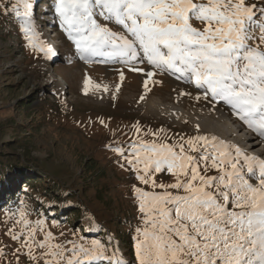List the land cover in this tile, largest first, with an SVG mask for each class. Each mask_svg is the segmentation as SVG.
I'll return each instance as SVG.
<instances>
[{"label": "snow or ice", "instance_id": "1", "mask_svg": "<svg viewBox=\"0 0 264 264\" xmlns=\"http://www.w3.org/2000/svg\"><path fill=\"white\" fill-rule=\"evenodd\" d=\"M3 8L21 20L27 46L46 58L56 55L40 38L33 0H9ZM54 11L80 60L120 58L130 71L146 75L145 93L157 74L176 75L203 89L195 100L229 106L264 144V2L55 0ZM137 60L151 70L137 67ZM84 85L87 94L91 79L86 77ZM94 87L108 91L107 85ZM177 96L192 93L180 90ZM133 128L137 135L142 132L138 124ZM168 131L150 129L144 136L151 140L107 145L120 158L119 167L146 186L131 185L142 222L132 237L137 264H264V156L201 132L199 124L193 135L169 136ZM165 173L170 182L158 179ZM18 215L4 233L16 245L10 253L15 264L22 257L29 264H129L100 241L86 243L75 230L73 239L61 241L46 219L33 221L23 210ZM8 248L0 242V264H13Z\"/></svg>", "mask_w": 264, "mask_h": 264}, {"label": "rangeland", "instance_id": "2", "mask_svg": "<svg viewBox=\"0 0 264 264\" xmlns=\"http://www.w3.org/2000/svg\"><path fill=\"white\" fill-rule=\"evenodd\" d=\"M2 2L0 242L9 245L8 258L13 259L15 264L10 253L16 245L4 233L19 219L18 213L23 210L29 213V219L33 221L46 219V227L58 240L73 239L72 232L75 230L76 235L84 237L86 243L100 241L107 245L109 254L114 249L118 250L117 255L129 264H137L132 237L136 235V228L142 227V222L131 185L146 186L140 185L133 174L119 167L117 160L120 158L107 145H127L138 138L151 140L153 137L144 136V132L161 127L169 129V136L174 133L193 135L196 124L200 125L201 132L210 133L203 128L205 123L210 122L215 124L214 129H221L222 134L227 133L229 129L224 128L221 122L227 124L229 118L222 114L223 110H220L221 113L216 108V105L223 103L213 107L203 99L195 100L203 89H196L194 84L166 73L154 76L152 80L162 83L153 84L150 80L148 87L151 91L145 93L143 83L146 75L130 71L117 57H94L85 63L79 59L74 43L67 38L61 26L54 11L55 0H33V16L40 38L45 43L43 37L49 26L55 33L51 37L58 45V55L46 58L44 53L27 46L20 31L21 20L14 13L4 12L3 6L9 4V0ZM248 2L259 4L264 0ZM40 15L49 21L43 22L44 18ZM194 25L203 27L199 21H194ZM73 60L75 64H72ZM133 63L151 70L150 66L141 64L139 60ZM121 70L125 77L122 82ZM58 75L69 86L67 91L61 89ZM86 77L92 81L87 94L84 92ZM96 83L107 85L108 91L96 89ZM117 84L121 85L118 92ZM180 90L192 93V97H183L187 104L183 108L182 104H178L182 102L177 96ZM141 94H145L144 100H140ZM217 112L221 120H216ZM235 120L234 124L227 125L237 132L243 130L238 135L245 139L244 129L247 127L239 119ZM137 124L142 129L139 135L133 128ZM252 147L249 143L245 150L258 155L264 153L261 152L264 151V144H259L253 152ZM123 162L120 160V163ZM35 177L37 183L46 185L47 189L33 188L17 197V188H23L24 181ZM158 179L170 182L172 178L165 173L158 174ZM16 181L19 184L15 185ZM43 191H49V199L43 196ZM59 194L66 195L70 203L64 206L59 201H52L51 195ZM76 203L80 207L76 208V212H69L72 204ZM65 213L68 215L64 218ZM61 232L65 234L63 237L60 236ZM21 264H29V261L22 257ZM94 264L108 262L98 260Z\"/></svg>", "mask_w": 264, "mask_h": 264}, {"label": "bare ground", "instance_id": "3", "mask_svg": "<svg viewBox=\"0 0 264 264\" xmlns=\"http://www.w3.org/2000/svg\"><path fill=\"white\" fill-rule=\"evenodd\" d=\"M53 49H54V51H55V53H56V55H54V57H56L57 55H58V48H57V46H54V47H52ZM54 58H52V60H53ZM69 64H71V63H69ZM72 64H75V61L73 60L72 61ZM57 81H59V83H62L61 82V80H57ZM36 85V84H35ZM37 86V85H36ZM67 91V90H66ZM175 99V98H174ZM177 99H179V98H177ZM180 99L182 100V102L181 101H179V102H181V103H178V102H176L175 103V105L178 103V104H180V106H181V104L183 105V106H181L182 108L183 107H186L187 106V104H186V99L185 98H183V97H180ZM174 105V106H175ZM221 105V104H220ZM177 106V105H176ZM223 106H225L224 104H222L221 106H217L216 105V108H218L217 109V111L219 110H223L221 113L222 114H224V116H227L229 119V121H228V125L230 126V124H234L235 122V119H237L238 120V118L235 116V115H233L232 113H231V109L229 108V106H227V107H223ZM178 107V106H177ZM206 113L208 114V115H212V113H210V112H208V111H206ZM215 113V112H214ZM221 113H219V114H221ZM218 114V112L215 114V115H217ZM228 114V115H227ZM234 116V117H233ZM210 117V116H209ZM231 117H233V118H231ZM226 118V117H225ZM235 118V119H234ZM221 120L222 119V117H220V115L218 116L217 115V118H216V120ZM210 122V121H209ZM221 122V121H220ZM221 124L223 125V127L225 128H227V133H223L222 134V130L220 129V130H218V128L217 129H214L215 128V124H213V123H205L204 124V126L205 127H203L204 129H205V131H208V132H210V133H214V134H216L218 137H220V138H222V139H225V140H227V141H229L230 143H234V141H235V144H238L239 146H241L242 148H246L247 147V145L249 144V143H251V145L253 146L252 147V152L253 151H255V149L256 148H258V146H259V144H261V142H260V138L259 137H257L254 133H252V132H249V130L248 129H245V131H244V136H245V139H242V138H240V135H238V134H240L243 130H241L240 129V131L239 132H237V131H235V130H233L232 129V127L230 128L226 123H224L223 124V122H221ZM217 126V125H216ZM207 133V132H206ZM242 134V133H241ZM253 136H252V135ZM249 135H251V136H249ZM247 138V139H246ZM253 138H256V140L255 139H253ZM255 141V142H252V141ZM258 140V141H257ZM249 150V149H248ZM247 150V151H248ZM261 152H264V151H261ZM255 153V152H254ZM256 155H258L257 153H255ZM260 155H264V153H260Z\"/></svg>", "mask_w": 264, "mask_h": 264}, {"label": "trees", "instance_id": "4", "mask_svg": "<svg viewBox=\"0 0 264 264\" xmlns=\"http://www.w3.org/2000/svg\"><path fill=\"white\" fill-rule=\"evenodd\" d=\"M3 0H0V2H1V4H3V2H2ZM37 178L35 177V178H33V179H31V180H28V181H24V183H23V185H22V187L23 188H21V187H19V188H17V190H16V192H17V194H16V196L18 197V195L21 193H24L26 190H30V189H33V188H45V189H47L46 188V185H44V184H38L37 183ZM40 181H42L41 179H40ZM17 184H19V182L18 181H16L15 182V185H17ZM15 192V193H16ZM44 194V195H43ZM43 196H45L47 199H49V197H47L48 195H50L49 194V191H47V192H45V191H43ZM53 198H52V201H59L60 202V205H66V204H69L70 202H69V199L67 198V196L66 195H64V194H59V195H57V196H53V195H51ZM51 204H52V202H51ZM73 205V208H72V210H71V208H70V210H69V212H71V211H75L76 212V208L77 207H80V205L78 204V203H76V204H72ZM78 205V206H77ZM72 207V206H71ZM66 215H68L67 213H65V215H64V218H65V216ZM98 233V232H97Z\"/></svg>", "mask_w": 264, "mask_h": 264}]
</instances>
